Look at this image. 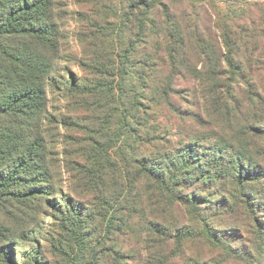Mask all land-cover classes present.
<instances>
[{
    "label": "trees",
    "instance_id": "16d2710c",
    "mask_svg": "<svg viewBox=\"0 0 264 264\" xmlns=\"http://www.w3.org/2000/svg\"><path fill=\"white\" fill-rule=\"evenodd\" d=\"M165 1H187V16L200 22L195 4L213 0L129 1L126 21L134 25L127 48L116 56V124L120 138L131 135L150 151L129 157L136 175L128 181L127 166L111 162L108 149L94 141L87 165L78 164L80 181L94 202L86 204L63 190L53 158L51 129L59 121L49 111L48 88L57 82L62 38L55 0H0V264H19L20 244L41 232L44 217L52 219L54 231L43 245L35 242L22 264H130L132 255L112 244L133 230L138 212L130 191L140 177L198 221V236L222 256L212 264H264V96L246 79L259 60L253 53L241 54L251 39L255 51L263 46L264 18L256 19L251 9L264 0H220L228 13L204 35L195 22L187 23L185 33ZM148 35L157 40L135 59ZM187 36L203 63L199 71L185 51ZM131 60L138 68L130 67ZM185 75L203 82L204 97L212 95L227 134L189 135L157 148L152 108L160 99L176 111L169 95L176 93L174 78ZM234 83L245 84V96L239 98ZM88 88L70 82L73 94ZM116 168L128 183L124 193L108 186L106 171ZM148 232L168 237L158 223H151Z\"/></svg>",
    "mask_w": 264,
    "mask_h": 264
},
{
    "label": "rangeland",
    "instance_id": "374dc122",
    "mask_svg": "<svg viewBox=\"0 0 264 264\" xmlns=\"http://www.w3.org/2000/svg\"><path fill=\"white\" fill-rule=\"evenodd\" d=\"M129 1L55 0L62 38L57 82L55 87L48 88L49 111L59 121V124L51 129L54 137L53 158L63 190L86 204H94V202L90 203L92 195L85 190L84 183L80 181L79 177L83 174L78 164L87 165L85 157L95 146L94 141L108 149L111 162L117 161L116 163L122 165L123 169L127 166L128 181L136 175L129 157L150 151L148 145L141 146L140 143H134L131 135L125 133L123 138H120L119 126L116 124L118 105L115 103L117 101L115 85L119 80L116 77L118 76L116 56L127 48L131 37L129 26L133 24V20L126 21L125 16L128 13ZM165 2L175 13L185 33L188 32L187 23L195 22L203 35L207 27L216 26L218 17L225 16L229 8L220 0L200 1L195 4V11L201 13L198 22L193 16H187L190 12V4L187 1ZM257 2L260 5L252 6V16L256 19L264 18V10H262L264 3ZM156 40L151 41L149 35L146 36V44L138 45L137 53L133 57L140 59ZM262 43L260 52L264 53V40ZM249 44L248 50H241V54L253 53L255 60L259 62L255 63L246 79L256 84L260 94L264 96V56L259 51H255L253 39ZM185 51L192 68L199 71L203 63L196 55L192 38L189 36ZM134 66L136 61L131 60L130 67ZM222 79L223 82H228V77ZM71 81L89 88L73 94L70 90ZM201 83L203 84L201 80H194L188 75L182 78L176 76L173 80L176 93L169 95L176 111L160 99L158 105L152 108L158 124V132L154 134L156 140H153L157 148L165 146V143L175 144L189 135L203 137L213 131L222 136L227 134V130H224L226 122L220 120L211 105L212 95L208 96L206 92L205 99ZM233 90L238 93L239 98L246 94V86L243 83L239 85L234 83ZM112 94L115 95V99H112ZM127 99L123 100L126 102ZM140 131V134L142 132L146 134V130ZM116 170L117 168L106 171L110 183L108 186L113 192L119 191L120 188L124 193L125 189H128L127 180ZM114 180L120 181L121 185L125 184L124 189L121 185H114L112 183ZM130 192V200L136 202L135 208L138 212L131 221L133 230L117 236V243L112 244L119 246L126 254L132 255L133 261L130 264H204L206 262L212 264L211 261L222 259L210 243L198 236L197 230L200 224L184 206L173 199L163 198L161 191L142 177ZM51 222V218L44 217L38 228L41 232L30 236L28 241L20 244L19 264L23 263V256L26 253L35 249V242L43 245L47 233L54 231ZM151 223H158L164 227L168 237L159 238L160 236L149 233ZM138 254L141 256L140 259ZM226 262L224 261L225 264H235L233 260Z\"/></svg>",
    "mask_w": 264,
    "mask_h": 264
}]
</instances>
